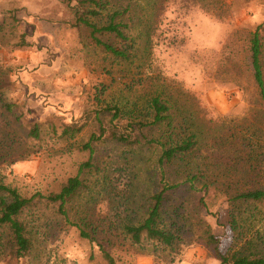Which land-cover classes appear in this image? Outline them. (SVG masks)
Masks as SVG:
<instances>
[{
  "label": "rangeland",
  "instance_id": "1",
  "mask_svg": "<svg viewBox=\"0 0 264 264\" xmlns=\"http://www.w3.org/2000/svg\"><path fill=\"white\" fill-rule=\"evenodd\" d=\"M96 1L99 5L88 3L100 13L93 18L96 24L105 25L119 12L115 22L125 39L108 32L98 36L129 58L114 56L89 32L68 24L69 7L79 0H0L5 184L26 197L58 192L89 158L81 143L99 134L101 125L112 131L110 121L123 123L98 110L110 104L149 115L156 93L171 102L177 132L181 125L197 131L185 164L201 182L195 190L183 185L170 195L164 224L176 235L172 245L145 238L133 243L122 226L145 215L167 169L157 165V144L124 145L108 132L94 144V167L81 174L84 188L64 207L69 218L58 203L46 200L27 209L20 218L32 248L18 259L0 242V264H108L100 247L71 224L86 216L87 230L96 231V242L118 264H221L205 241L207 227L223 251L238 237L243 244L252 241L251 252L264 247V203L233 206L229 200L238 190L264 186V103L253 78L249 42L251 33L264 27V0ZM3 102L12 103L13 111L2 108ZM80 119L86 121L81 133L62 135L66 124ZM34 121L41 122L42 139L27 138ZM163 128L151 137H162Z\"/></svg>",
  "mask_w": 264,
  "mask_h": 264
},
{
  "label": "trees",
  "instance_id": "2",
  "mask_svg": "<svg viewBox=\"0 0 264 264\" xmlns=\"http://www.w3.org/2000/svg\"><path fill=\"white\" fill-rule=\"evenodd\" d=\"M88 3L98 4L96 0H79L77 5H71L72 17L68 24L76 29L86 30L96 45L104 48L118 58H129L127 51L120 50L113 45L104 42L98 34L103 32L113 33L120 39H125V34L120 28V24L115 22V18L120 14L115 11L111 14L108 23L97 25L93 20L100 13L97 9L89 7ZM88 8L85 9L84 5ZM250 60L253 69V78L259 89L261 99L264 103V27L260 24L250 37ZM163 93H156L149 101V115H135L134 113H125L118 105H106L99 109L100 113L108 111L112 113V120L117 119L123 122L121 126L110 121L113 129L107 130L103 125L100 126V133H92L89 138L80 145L81 150L89 151L88 160L82 162L78 174L70 177L58 192L43 195L35 193L30 197L21 195L16 188L10 187L4 182V177L0 169V242L16 258L24 257L32 248V240L28 235L27 226L21 220L20 216L29 208L37 205L38 202L46 200L51 203H58V210L68 217L67 210L64 209L66 204L77 196L84 188V181L81 174L94 167L95 147L94 144L104 137L121 144H157L160 148V155L157 159V165L160 170L164 167L167 172L161 171L162 185L150 195V203L145 210V215L137 223H125L122 226V233L129 237L133 243L140 244L145 238L149 241H156L160 244L170 246L173 244L176 235L171 228L164 223V214L170 206V195L179 191L183 185H187L189 190H195L201 177L194 173L191 167L185 164L186 155L193 152L197 144V131H188L184 125H181L179 132L174 128V118L171 114V102L163 96ZM1 107L12 112L14 105L9 102L1 103ZM85 120H72L66 124L62 135L74 138L81 133L85 126ZM164 125L162 137H151L155 132ZM27 138L35 140L42 139L41 122L34 121L28 129ZM36 150L22 153L18 159H11L9 164H14L18 160H25ZM165 170V169H164ZM185 175H182V174ZM166 175V176H164ZM167 178V179H165ZM166 180V181H165ZM204 189L208 184L202 181ZM233 206L238 204L264 203V186L238 190L229 198ZM200 204L207 208L204 197L199 200ZM84 219L78 220V223H71L80 230V236L88 239L91 243L100 247V251L108 264H118L114 256L102 245L96 242L95 230L90 232L91 228ZM235 222V221H233ZM232 222V223H233ZM236 229L235 225H231ZM207 246L212 248L214 256L220 260L221 264H264V247H259L257 251H250L252 241L247 240L242 243V238L236 240L223 251L219 245L218 237L213 234L207 227L205 234ZM262 238V237H260ZM246 240V239H245ZM0 245L2 246V244ZM248 245V246H247ZM93 257V256H92Z\"/></svg>",
  "mask_w": 264,
  "mask_h": 264
}]
</instances>
